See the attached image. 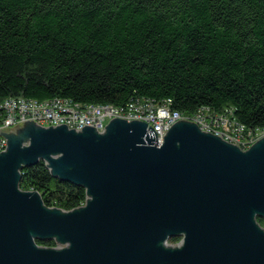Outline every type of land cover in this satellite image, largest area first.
I'll return each instance as SVG.
<instances>
[{"label":"water","instance_id":"95a60500","mask_svg":"<svg viewBox=\"0 0 264 264\" xmlns=\"http://www.w3.org/2000/svg\"><path fill=\"white\" fill-rule=\"evenodd\" d=\"M2 134L0 264H264V137L243 150L181 120L158 145L147 123L114 117L103 133L30 120ZM40 161L86 203L22 190Z\"/></svg>","mask_w":264,"mask_h":264},{"label":"trees","instance_id":"16d2710c","mask_svg":"<svg viewBox=\"0 0 264 264\" xmlns=\"http://www.w3.org/2000/svg\"><path fill=\"white\" fill-rule=\"evenodd\" d=\"M11 97L149 100L264 132V0H0V101ZM20 188L64 211L87 200L44 161Z\"/></svg>","mask_w":264,"mask_h":264},{"label":"built area","instance_id":"2783aa9c","mask_svg":"<svg viewBox=\"0 0 264 264\" xmlns=\"http://www.w3.org/2000/svg\"><path fill=\"white\" fill-rule=\"evenodd\" d=\"M113 117L147 123L148 129L152 127L156 131L158 145L163 143V137L170 127L181 120L192 121L203 131L220 136L243 150L249 149L264 137V132L245 135L241 127L223 118L213 121L203 112L187 118L180 112L171 110L168 104H155L149 100L132 101L126 108L118 109L110 105H80L64 98L37 101L11 97L0 101V153L8 148L2 131L15 130L25 121L32 120L43 127L66 125L77 131L90 126L103 133Z\"/></svg>","mask_w":264,"mask_h":264},{"label":"flooded vegetation","instance_id":"af4514ba","mask_svg":"<svg viewBox=\"0 0 264 264\" xmlns=\"http://www.w3.org/2000/svg\"><path fill=\"white\" fill-rule=\"evenodd\" d=\"M181 241H182V237H180V241H179V242H176V244H177V243H180Z\"/></svg>","mask_w":264,"mask_h":264},{"label":"rangeland","instance_id":"374dc122","mask_svg":"<svg viewBox=\"0 0 264 264\" xmlns=\"http://www.w3.org/2000/svg\"><path fill=\"white\" fill-rule=\"evenodd\" d=\"M170 244H175V243H171V242H170ZM177 244H178V243H177Z\"/></svg>","mask_w":264,"mask_h":264}]
</instances>
